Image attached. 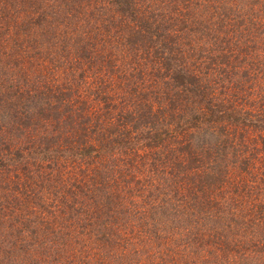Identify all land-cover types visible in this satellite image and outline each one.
I'll return each mask as SVG.
<instances>
[{
    "label": "trees",
    "instance_id": "trees-1",
    "mask_svg": "<svg viewBox=\"0 0 264 264\" xmlns=\"http://www.w3.org/2000/svg\"><path fill=\"white\" fill-rule=\"evenodd\" d=\"M0 0V264H264V0Z\"/></svg>",
    "mask_w": 264,
    "mask_h": 264
},
{
    "label": "rangeland",
    "instance_id": "rangeland-1",
    "mask_svg": "<svg viewBox=\"0 0 264 264\" xmlns=\"http://www.w3.org/2000/svg\"><path fill=\"white\" fill-rule=\"evenodd\" d=\"M26 1H29V0H26ZM26 1H25V2H26Z\"/></svg>",
    "mask_w": 264,
    "mask_h": 264
}]
</instances>
